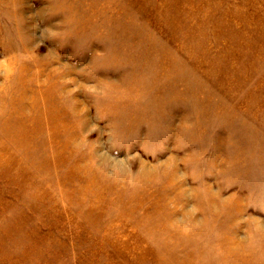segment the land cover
Wrapping results in <instances>:
<instances>
[{
  "label": "rangeland",
  "instance_id": "obj_1",
  "mask_svg": "<svg viewBox=\"0 0 264 264\" xmlns=\"http://www.w3.org/2000/svg\"><path fill=\"white\" fill-rule=\"evenodd\" d=\"M0 264H264V0H0Z\"/></svg>",
  "mask_w": 264,
  "mask_h": 264
}]
</instances>
